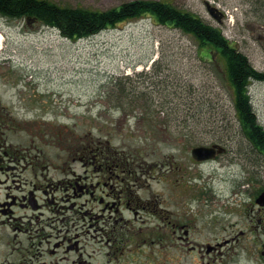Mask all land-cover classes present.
Listing matches in <instances>:
<instances>
[{"label":"flooded vegetation","instance_id":"af4514ba","mask_svg":"<svg viewBox=\"0 0 264 264\" xmlns=\"http://www.w3.org/2000/svg\"><path fill=\"white\" fill-rule=\"evenodd\" d=\"M245 4V25L264 46V0ZM216 12L224 23V12ZM2 66L0 264H148L156 263L157 245L163 264H264L263 181L234 182L240 209L231 213L240 219L226 233L217 228L226 212L207 207L218 203L208 183L167 175L155 191L139 175L146 173L143 150L111 146L112 135L97 119L68 114L72 124L55 123L54 108L29 97V89L41 93L28 75ZM127 121L118 117L117 129ZM164 160L171 171L188 174L173 156ZM150 219L162 224H135Z\"/></svg>","mask_w":264,"mask_h":264},{"label":"rangeland","instance_id":"374dc122","mask_svg":"<svg viewBox=\"0 0 264 264\" xmlns=\"http://www.w3.org/2000/svg\"><path fill=\"white\" fill-rule=\"evenodd\" d=\"M51 1L106 11L134 0ZM161 1L221 27L224 36L234 42L253 67L264 71V46L253 41L245 25L248 21L245 0H208L233 15L234 26L228 19L219 25L208 14L206 0ZM0 33L4 36L0 62L21 70L31 83L38 85L41 96L31 89L28 95L43 102L41 105L54 108L51 112L57 116L52 121L72 124L68 114L97 119L112 135L111 146L143 150L140 159L146 165V173L139 175L141 181H151L157 192L161 191L167 175L174 181L208 183L207 187L213 191L211 197L218 203L214 206L212 202L207 207L226 212H221L222 221L217 228L226 233L234 230L235 218L240 219L231 213L234 208L240 209L232 199L234 182L241 181L244 175L251 181L264 182V155L247 138L236 116L222 61L218 68L213 59H203L194 36L177 27L159 24L148 16L78 41L35 22L30 27L22 19H0ZM250 94L258 121L264 126V82L254 83ZM122 115L130 119L119 130L117 118ZM95 134L100 135L97 130ZM212 144L227 149L223 159L203 165L194 163L191 149ZM166 156H173L178 167L187 166L188 174L182 169L181 179V171L176 168L171 171L164 160ZM248 165L247 175L243 171ZM125 215L131 217L128 212ZM135 224L144 229L162 223L150 219ZM148 252L154 254V249L151 247ZM164 256L165 252L157 245L156 263H146L163 264ZM141 264H145L143 259Z\"/></svg>","mask_w":264,"mask_h":264},{"label":"trees","instance_id":"16d2710c","mask_svg":"<svg viewBox=\"0 0 264 264\" xmlns=\"http://www.w3.org/2000/svg\"><path fill=\"white\" fill-rule=\"evenodd\" d=\"M0 14L12 19L29 17L38 20L42 24L57 27L63 36L73 40L92 36L143 15H151L160 24L171 25L186 34H192L201 41V51L208 53V47H212L225 60L236 116L248 139L258 151L264 152V128L258 123L245 88L251 79L264 81V73L256 71L247 57L232 46L219 29L206 24L196 15L155 0L129 2L106 11L63 6L51 0H0Z\"/></svg>","mask_w":264,"mask_h":264},{"label":"water","instance_id":"95a60500","mask_svg":"<svg viewBox=\"0 0 264 264\" xmlns=\"http://www.w3.org/2000/svg\"><path fill=\"white\" fill-rule=\"evenodd\" d=\"M211 14L219 19V16L214 13V9H209ZM224 149L220 146H212V147H205V146H200L196 147L192 150V155L195 159L203 161L207 159H212L216 156L217 151L222 152Z\"/></svg>","mask_w":264,"mask_h":264},{"label":"bare ground","instance_id":"6f19581e","mask_svg":"<svg viewBox=\"0 0 264 264\" xmlns=\"http://www.w3.org/2000/svg\"><path fill=\"white\" fill-rule=\"evenodd\" d=\"M204 5L206 8H209V9H213L208 3H206L204 1ZM3 40H4V36L0 33V49H2L1 47L3 46ZM197 44L198 46H201V41L197 40ZM3 64V62H0V65ZM261 80H258V79H251L249 80L246 85H245V88H246V93H247V96L249 98V104L253 106V102H252V97H251V94H250V87L254 84V83H258L260 82Z\"/></svg>","mask_w":264,"mask_h":264}]
</instances>
